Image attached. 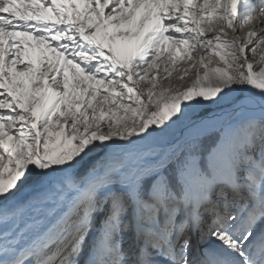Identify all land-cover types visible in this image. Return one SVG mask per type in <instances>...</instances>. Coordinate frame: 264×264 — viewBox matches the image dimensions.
<instances>
[{
	"label": "snow or ice",
	"instance_id": "6c2138e0",
	"mask_svg": "<svg viewBox=\"0 0 264 264\" xmlns=\"http://www.w3.org/2000/svg\"><path fill=\"white\" fill-rule=\"evenodd\" d=\"M0 264H264V0H0Z\"/></svg>",
	"mask_w": 264,
	"mask_h": 264
},
{
	"label": "bare ground",
	"instance_id": "6f19581e",
	"mask_svg": "<svg viewBox=\"0 0 264 264\" xmlns=\"http://www.w3.org/2000/svg\"><path fill=\"white\" fill-rule=\"evenodd\" d=\"M240 35H243V32H241ZM173 78L174 79L176 78V74H174Z\"/></svg>",
	"mask_w": 264,
	"mask_h": 264
}]
</instances>
